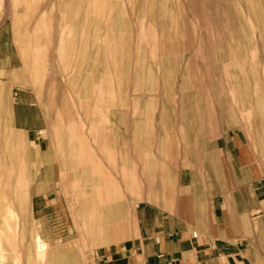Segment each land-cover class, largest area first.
<instances>
[{"label": "rangeland", "instance_id": "1", "mask_svg": "<svg viewBox=\"0 0 264 264\" xmlns=\"http://www.w3.org/2000/svg\"><path fill=\"white\" fill-rule=\"evenodd\" d=\"M43 84L72 104L78 129L89 103H108L109 121L122 116L125 133L140 116L141 135L148 115L179 131L198 122L197 105L214 103L221 126L234 118L237 128L264 132V0H0V264L83 262L131 228L114 209L104 218L100 189L85 188L82 172H59L61 186L45 190L61 203L33 218L26 191L35 145L14 129L9 109L22 86ZM66 122L55 127L72 128ZM58 128L53 139L40 134L45 152L59 148L61 170L80 167L87 140ZM51 158L45 179L57 176Z\"/></svg>", "mask_w": 264, "mask_h": 264}, {"label": "crops", "instance_id": "2", "mask_svg": "<svg viewBox=\"0 0 264 264\" xmlns=\"http://www.w3.org/2000/svg\"><path fill=\"white\" fill-rule=\"evenodd\" d=\"M41 88L22 86L9 109L14 129L35 145V179L26 191L33 218L61 203L48 199L52 191L45 188H59L58 173L71 171L75 178L83 173L85 188L99 187L104 218L114 209L122 229L125 219L131 225L122 240L101 245L93 259L67 264H264V132L237 128L234 118L221 126L214 103L197 105L198 122H186L179 131L158 127L148 115L142 135L140 116L125 133L122 116L109 121L108 103H89L84 128L78 129L72 104ZM63 121L73 126L57 127L61 135L74 131L87 140L82 164L73 170H61L59 148L45 152L40 137L44 131L53 139L55 124ZM47 153L56 166L52 179H45ZM89 198L96 203L91 193ZM51 248L61 250L59 244Z\"/></svg>", "mask_w": 264, "mask_h": 264}, {"label": "bare ground", "instance_id": "3", "mask_svg": "<svg viewBox=\"0 0 264 264\" xmlns=\"http://www.w3.org/2000/svg\"><path fill=\"white\" fill-rule=\"evenodd\" d=\"M41 132L44 133V131H41ZM36 254L37 255H42V256H44L45 254H47L46 245L42 241H40L39 244H38V246L36 247Z\"/></svg>", "mask_w": 264, "mask_h": 264}, {"label": "built area", "instance_id": "4", "mask_svg": "<svg viewBox=\"0 0 264 264\" xmlns=\"http://www.w3.org/2000/svg\"><path fill=\"white\" fill-rule=\"evenodd\" d=\"M192 235H193V236H196V232H193Z\"/></svg>", "mask_w": 264, "mask_h": 264}]
</instances>
